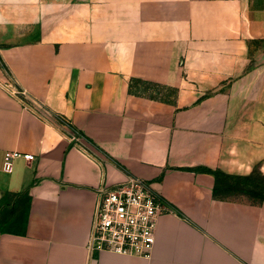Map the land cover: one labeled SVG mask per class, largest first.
Masks as SVG:
<instances>
[{
	"label": "crops",
	"instance_id": "crops-1",
	"mask_svg": "<svg viewBox=\"0 0 264 264\" xmlns=\"http://www.w3.org/2000/svg\"><path fill=\"white\" fill-rule=\"evenodd\" d=\"M212 171L264 176V0H0V264H264ZM130 177L170 209L149 258L89 248Z\"/></svg>",
	"mask_w": 264,
	"mask_h": 264
},
{
	"label": "built area",
	"instance_id": "built-area-1",
	"mask_svg": "<svg viewBox=\"0 0 264 264\" xmlns=\"http://www.w3.org/2000/svg\"><path fill=\"white\" fill-rule=\"evenodd\" d=\"M17 94L27 95L26 90ZM8 158L31 163L35 156L19 151ZM145 179L130 177L126 182L98 190L89 248L126 256L149 258L156 243L159 217L170 211Z\"/></svg>",
	"mask_w": 264,
	"mask_h": 264
},
{
	"label": "trees",
	"instance_id": "trees-1",
	"mask_svg": "<svg viewBox=\"0 0 264 264\" xmlns=\"http://www.w3.org/2000/svg\"><path fill=\"white\" fill-rule=\"evenodd\" d=\"M132 84L145 86L146 89H150L153 93L159 94L162 90L156 83H147L142 80H134ZM171 93L175 94L174 89H168ZM147 91V90H145ZM153 95V94H151ZM171 101V100H168ZM216 177V186L214 193L216 195H228L229 192H237L241 195L250 196L252 198L264 201V176L256 171L254 174L248 177L231 176L224 174L221 171H212Z\"/></svg>",
	"mask_w": 264,
	"mask_h": 264
},
{
	"label": "rangeland",
	"instance_id": "rangeland-1",
	"mask_svg": "<svg viewBox=\"0 0 264 264\" xmlns=\"http://www.w3.org/2000/svg\"><path fill=\"white\" fill-rule=\"evenodd\" d=\"M165 95H163L162 97H169V98H171V97H173V93H171V91H166L165 93H164ZM230 196L232 195L233 197H236V196H238V195H240V194H238L237 192H234V191H232V192H227Z\"/></svg>",
	"mask_w": 264,
	"mask_h": 264
}]
</instances>
